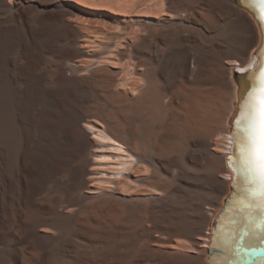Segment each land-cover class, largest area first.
Segmentation results:
<instances>
[{"label": "bare ground", "instance_id": "6f19581e", "mask_svg": "<svg viewBox=\"0 0 264 264\" xmlns=\"http://www.w3.org/2000/svg\"><path fill=\"white\" fill-rule=\"evenodd\" d=\"M262 64L256 0H0V264H208ZM234 188L227 254L264 247Z\"/></svg>", "mask_w": 264, "mask_h": 264}, {"label": "snow or ice", "instance_id": "6c2138e0", "mask_svg": "<svg viewBox=\"0 0 264 264\" xmlns=\"http://www.w3.org/2000/svg\"><path fill=\"white\" fill-rule=\"evenodd\" d=\"M264 20V0H256ZM243 71V70H241ZM251 84L241 99L234 120L235 151L227 159L234 172L233 186L241 193L236 203L248 226L264 225V64L250 77Z\"/></svg>", "mask_w": 264, "mask_h": 264}, {"label": "water", "instance_id": "95a60500", "mask_svg": "<svg viewBox=\"0 0 264 264\" xmlns=\"http://www.w3.org/2000/svg\"><path fill=\"white\" fill-rule=\"evenodd\" d=\"M241 5H242L243 8L245 7L247 9H249V11L253 12L244 3L241 2ZM236 82H237V87L239 89L240 85H239L237 80H236ZM239 105H240V103H239ZM239 105H238V107H239ZM233 123H234V120H233ZM227 164L229 165L228 159H227ZM233 178H234V176H233ZM231 188H232V190L230 191V194H229L226 202L223 205V209H222L221 213L219 212L216 215V217H215V219H214V221L212 223V226L210 227V245H209V247L207 249L208 250V252H207V263L208 264H212L217 259H219L221 257H226L229 260V264H234L235 261H238L241 264H249V263H252L256 259L261 260L262 264H264V247H260L259 249H256V250H253V251H246L244 246H243L242 241L235 242L234 238L232 236L231 237L229 236V238H227L228 239L227 243H225L223 240H219V242H220V245L224 246V245H228V243L233 241V243L231 244V250H229V253L231 254L230 255L229 253L227 254L222 249V247H220L217 244V242L215 240V234H216L217 230L220 228V227H218V225L220 224L219 220L222 218V215L227 210L226 204L231 201V199H230V197L232 195L231 193L233 192V189H235L234 186H233V183L231 184ZM232 207L234 208L235 206H232ZM220 225H222V224H220ZM224 234L225 235H229V233L227 231ZM240 254H245L246 255L245 258L242 259L241 261H240V259H241L240 258ZM232 257H237V260H233L232 261L231 260Z\"/></svg>", "mask_w": 264, "mask_h": 264}, {"label": "rangeland", "instance_id": "374dc122", "mask_svg": "<svg viewBox=\"0 0 264 264\" xmlns=\"http://www.w3.org/2000/svg\"><path fill=\"white\" fill-rule=\"evenodd\" d=\"M257 48H258V47L255 46V47L251 50V53H250V55H249V57H250L251 59H254V58H255V55H256V54H255V53H256L255 51H257V50L259 49V48H258V49H257ZM234 69H235V68H234ZM234 73H235V72H234ZM237 79H238V78H237ZM237 79H236V76L234 75V76H233V83L235 84V87L238 89V87H237V82H236ZM227 181L229 182V186H230L232 180H231V179H228ZM229 194H230V190H229V191L223 196L224 203L226 202V200H227ZM224 203H223V204H224ZM220 209H221V207L218 208L219 211H220ZM218 213H219V212H218ZM214 214H215V213H214ZM215 215H217V214H215ZM209 230H210V228L208 229V235L210 234ZM209 236H210V235H209ZM208 247H209V246H208ZM208 247H207V248H208ZM206 258H207V256H206Z\"/></svg>", "mask_w": 264, "mask_h": 264}]
</instances>
